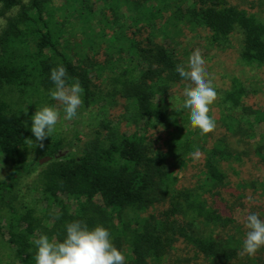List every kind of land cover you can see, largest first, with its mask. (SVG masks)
Segmentation results:
<instances>
[{
	"label": "trees",
	"instance_id": "16d2710c",
	"mask_svg": "<svg viewBox=\"0 0 264 264\" xmlns=\"http://www.w3.org/2000/svg\"><path fill=\"white\" fill-rule=\"evenodd\" d=\"M186 1L61 0L57 4L56 0H30L25 5L23 0H0V17L4 19L0 94L5 87L23 91L30 85L55 86L51 70L63 65L69 83L78 78L84 89L82 98L88 102L92 95H100L94 90L100 86L91 74H101L107 68L111 75L106 83L102 81L104 87L109 85L102 98L104 106L122 114L132 112L144 121L145 128L155 124L165 128L153 142L136 132L118 133L108 121L100 122L106 130L104 140L97 130L95 139L79 155L68 151L56 156L64 147L59 140L45 144L39 152L50 160L39 171L35 187L48 204H58L62 196L78 204L71 212L53 213L49 226L47 219L36 214L35 205L19 201L15 190L18 176L30 174L40 163L23 161L21 149L30 136L29 128L0 96V154L14 157L8 175L0 180V264H10L5 258L35 264L32 241L46 234L62 242L69 222L81 220L94 228L93 205L80 204L97 196L110 217L99 224L109 230L125 264H161L163 260L167 264H264V247L254 256L239 254L243 231L230 215L235 189L223 166L227 160L242 162L251 155L264 161V110L243 105L246 90L235 77L222 101L233 111L241 107L242 113L231 117L229 129L234 135L248 136L253 149L237 151L225 136L209 149L191 146L176 130L177 124H171L170 111L157 97L164 94L167 84L182 79L176 66L184 61L173 46L156 40L159 31L174 39L182 22L208 29L209 43L217 46L228 43L237 29L243 36L241 60L264 65V20L247 7L219 0ZM77 32L82 38L73 46L71 38ZM242 123L249 125V131ZM257 124L263 126L258 135ZM197 149L204 155L203 177L178 187L173 176L170 187L167 181L174 173L173 164L185 165L188 155ZM250 185L242 181L236 187L244 190ZM243 200L237 198L233 205ZM165 201L168 205L160 212L143 214ZM126 210L133 213L131 222L114 225L112 220L120 219ZM179 242L192 249L193 257H174Z\"/></svg>",
	"mask_w": 264,
	"mask_h": 264
},
{
	"label": "rangeland",
	"instance_id": "374dc122",
	"mask_svg": "<svg viewBox=\"0 0 264 264\" xmlns=\"http://www.w3.org/2000/svg\"><path fill=\"white\" fill-rule=\"evenodd\" d=\"M223 3H229L232 5L243 6L249 8L258 17L264 20V0H219ZM61 0H56L59 4ZM190 3L189 0L186 1ZM107 13L110 11L107 9ZM166 18V16H165ZM162 20H157L156 23L160 24ZM185 21V20H183ZM4 19L0 17V31L3 27ZM181 28V32L177 33L171 39L169 37L162 36L160 31L157 32V41L165 43L166 45L173 46L176 49L179 57L184 61V65H187L189 56L196 50H199L202 57L206 61V66L208 72L213 78V85L215 91L217 92V100L210 106L211 111L209 115L215 119L216 127L214 131L201 135L198 128H193L190 124L189 110L183 107L184 96L183 90L186 87L191 86L189 81L183 78L175 83H169L165 87V92L163 95H158L160 103L164 104L170 111L171 124H177V129L182 136L188 141L191 146L200 144L205 147V149L211 148L218 138L225 136L229 144L236 148L237 151L250 152L253 149V142L247 136L234 135L230 131L231 123L233 122L231 117H237L242 113L241 107H237L231 110L224 101H222L225 91L231 89L232 79L237 77L245 87L246 95L242 97L243 105L261 108L264 110V65L256 64H245L240 57V52L242 48L243 36L239 30H235L231 36L230 40L226 44L222 45H212L209 43V31L208 29L195 25L193 23L185 22L178 25ZM82 38V34H76V37H72V45L75 46L76 42ZM81 49V47H79ZM74 50L72 51V53ZM103 56L99 59L102 60ZM111 75V71L107 68L98 74L93 72L91 74L92 79L100 87L95 88L100 95H92L88 102L83 100L82 106L78 109L77 116L74 119L66 120L64 119V112L62 106H60L55 100H53L49 93L55 86H45V85H30L25 87L23 91H19L14 88L5 87L0 96L5 99L12 111L17 112L22 119L26 122L30 136L26 141V144L21 149L23 161H38L47 155L43 156L40 154L41 148L39 144L30 143L29 140L35 141V137L31 132V116L34 115L36 109L41 108L45 105H55L60 111V118L55 126L54 131L51 133L50 137H47L43 141V145L55 140H59L62 144V149L56 156H64L68 151L79 155L84 146L95 139L96 131L99 130V138L104 140L106 130L103 128L100 122H109V124L115 128L118 133L123 132H136L141 135H145L153 142H157L159 137L163 134L164 124H155L153 127L145 128L143 120L136 119L132 112L122 114V111H117L115 108L112 109L111 106H104L105 101L102 99L106 94V88L102 84L107 82V79ZM27 111V114H25ZM122 114V115H121ZM244 125L243 129L249 131V125L242 123ZM163 127V130L161 128ZM170 130H174L173 126H170ZM257 135L263 130L262 124H257L255 126ZM258 138V136H257ZM203 147V148H204ZM202 153L201 149H199ZM187 162L185 165L174 166L173 164V174L168 178L167 184L172 187L173 176L177 177L175 185L178 187L189 186L194 184L200 177H203L202 173V163H203V153L198 161L192 159L191 154L188 155ZM13 158L0 154V180L5 178L12 165ZM49 159L44 160L38 166H35V170H32L30 174H25L23 176H18L20 178L19 182L15 186V190H18L19 201L23 200L28 205H35L36 214L42 216L45 220V224L50 226V222L53 218V213L60 212L63 210L72 211L77 207V203L71 199L62 196L60 202L48 204L46 200L43 199L40 191L35 187V181L39 175V171L44 167L45 163ZM224 170L229 174L227 175L228 180L233 184V198L231 200L232 207L230 208V215L234 218L241 227L243 231V239L247 229L245 227L246 217L250 213H258L260 218L264 219V161H261L257 157L251 155L244 157V160L236 161L230 163V160L225 161ZM249 181L250 187L241 190L236 187L238 182ZM243 192V193H242ZM243 198L244 200L237 205H233L237 198ZM93 205V209L96 212V222L97 225L105 219L110 220L109 211L105 210L102 206L100 197H95L92 200H84L81 202L80 206L83 204ZM168 201L155 204L147 209L143 214L152 212L158 213L162 209L166 208ZM79 206V207H80ZM93 211V212H94ZM98 211V213H97ZM94 212V213H95ZM108 212V214H107ZM133 213L131 211H125L120 219L114 218L112 220L114 225L120 226L122 223L131 222V216ZM50 240L55 239L54 237H49ZM7 251V248H3ZM174 257L179 254L182 260L193 257L192 249L185 243H177L176 248L173 251ZM10 264H20L15 259L5 258ZM161 264H167L165 260Z\"/></svg>",
	"mask_w": 264,
	"mask_h": 264
},
{
	"label": "clouds",
	"instance_id": "9594fccd",
	"mask_svg": "<svg viewBox=\"0 0 264 264\" xmlns=\"http://www.w3.org/2000/svg\"><path fill=\"white\" fill-rule=\"evenodd\" d=\"M23 3L28 5L30 0H23ZM176 72L191 85L183 90V107L189 110L191 126L198 128L201 135L214 131L216 122L209 112L218 95L200 51L196 50L189 56L186 66L177 65ZM50 79L55 85L50 90V97L62 106L64 119H74L83 104L84 89L78 78L69 83L67 70L60 65L51 70ZM59 118L60 111L55 105L36 109L31 116V132L35 141L30 139L29 142L39 144L42 148L43 141L50 137ZM191 156L194 161H198L202 153L197 149ZM245 227L247 232L239 254L254 256L264 247V219L258 213H250L246 217ZM32 242L36 247L35 264H125V256L113 244L109 230L102 225L89 228L81 220L66 224V236L62 242L50 240L46 234L39 235Z\"/></svg>",
	"mask_w": 264,
	"mask_h": 264
},
{
	"label": "water",
	"instance_id": "95a60500",
	"mask_svg": "<svg viewBox=\"0 0 264 264\" xmlns=\"http://www.w3.org/2000/svg\"><path fill=\"white\" fill-rule=\"evenodd\" d=\"M49 158H50V156H47V157L42 158V159L40 160V163L43 162V161L46 160V159H49Z\"/></svg>",
	"mask_w": 264,
	"mask_h": 264
}]
</instances>
